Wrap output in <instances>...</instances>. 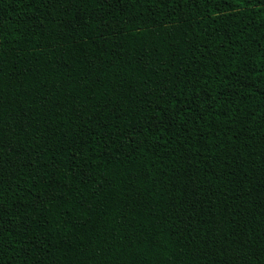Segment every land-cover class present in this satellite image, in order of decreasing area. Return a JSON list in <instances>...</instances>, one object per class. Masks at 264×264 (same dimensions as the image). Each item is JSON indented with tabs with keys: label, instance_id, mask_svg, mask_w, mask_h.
Instances as JSON below:
<instances>
[{
	"label": "trees",
	"instance_id": "obj_1",
	"mask_svg": "<svg viewBox=\"0 0 264 264\" xmlns=\"http://www.w3.org/2000/svg\"><path fill=\"white\" fill-rule=\"evenodd\" d=\"M0 264H264V0H0Z\"/></svg>",
	"mask_w": 264,
	"mask_h": 264
}]
</instances>
